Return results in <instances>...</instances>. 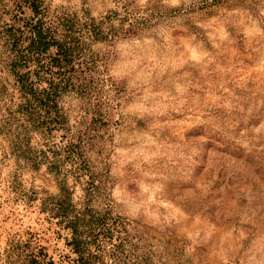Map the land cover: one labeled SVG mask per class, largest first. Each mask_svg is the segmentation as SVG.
Masks as SVG:
<instances>
[{
    "label": "rangeland",
    "instance_id": "374dc122",
    "mask_svg": "<svg viewBox=\"0 0 264 264\" xmlns=\"http://www.w3.org/2000/svg\"><path fill=\"white\" fill-rule=\"evenodd\" d=\"M204 2L43 5L48 24L72 21L86 54L104 58L84 94L63 98L73 132L83 133L102 170L92 205L140 224L130 242L146 264H264V0ZM126 10L125 27L141 21L140 29L112 43L87 40V15L110 31ZM5 58L0 42V125L10 114L21 118ZM219 134L240 144L244 156L220 154ZM31 192L41 198L58 188L45 167L16 162L0 134V248L30 227L59 262L69 249L43 220L38 200L23 201Z\"/></svg>",
    "mask_w": 264,
    "mask_h": 264
},
{
    "label": "trees",
    "instance_id": "16d2710c",
    "mask_svg": "<svg viewBox=\"0 0 264 264\" xmlns=\"http://www.w3.org/2000/svg\"><path fill=\"white\" fill-rule=\"evenodd\" d=\"M226 1L205 0L204 7ZM25 10L30 16H24ZM4 15L13 21L0 20V42L19 93L16 113L21 118L10 114L0 125V134L7 137L16 162L33 170L45 167L52 174L56 194L37 198L36 192H31L23 201L29 205L38 200L43 220L54 226L55 238L64 240L69 253L56 262L37 232L28 227L25 237L12 235L5 241L0 264H146L148 257L137 252L139 244L130 242L140 234V224L109 206L98 209L92 205L101 190L102 170L91 162L86 137L73 132L63 105L65 96L88 90L90 74L104 58L100 63L98 55L86 54L88 43L72 21L48 24L43 0H0V19ZM129 15L126 10L119 25L110 31L87 15L88 21L82 24L87 40L112 43L121 35L134 33L141 21L126 28L124 21ZM216 140L220 154L244 156L240 144L221 134ZM76 186L81 190L79 197Z\"/></svg>",
    "mask_w": 264,
    "mask_h": 264
}]
</instances>
